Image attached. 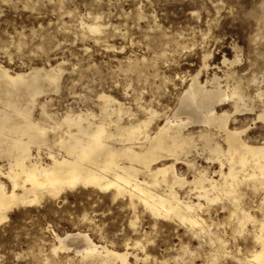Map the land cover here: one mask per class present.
Listing matches in <instances>:
<instances>
[{
  "label": "rangeland",
  "instance_id": "rangeland-1",
  "mask_svg": "<svg viewBox=\"0 0 264 264\" xmlns=\"http://www.w3.org/2000/svg\"><path fill=\"white\" fill-rule=\"evenodd\" d=\"M80 18L99 21L102 32L81 30ZM235 55L240 61L234 68L249 82L247 91L264 88V0H0V64L18 71L61 62L59 90L40 97L49 98L48 108L57 112L96 109L95 96L103 90L135 116L142 115L141 105L165 113L191 75L199 70L201 79L221 75L223 58ZM245 116H236L232 125L248 126L250 141H264V121L254 112ZM242 191L243 204L264 209V187L244 185ZM126 201L77 188L15 207L0 222V264H95L74 251L51 252L53 232L75 230L118 249L139 239L144 249H129L147 255L138 264H242L233 256L246 255L253 246L254 226L239 231L223 201L201 211L217 224L232 255L214 261L206 238L192 236L177 222L154 220L141 206L135 208L134 229ZM255 208L252 214L262 217Z\"/></svg>",
  "mask_w": 264,
  "mask_h": 264
},
{
  "label": "bare ground",
  "instance_id": "bare-ground-1",
  "mask_svg": "<svg viewBox=\"0 0 264 264\" xmlns=\"http://www.w3.org/2000/svg\"><path fill=\"white\" fill-rule=\"evenodd\" d=\"M79 27L102 32L99 21L80 18ZM239 61L238 55L224 57L221 75L201 79L197 71L173 107L160 113L141 105L140 117L103 90L95 96L97 105L93 101L96 109L50 110L49 98L40 97L59 90L61 62L18 71L0 64V222L15 207L57 199L66 190H95L127 199L134 229L135 208L141 206L154 220L177 222L192 236L206 238L214 261L232 255L217 224L201 211L223 201L239 231L254 226L249 253L233 257L264 264V209L242 203V186L264 187V141H250L248 126L232 125L236 116L253 112L264 121V88L247 91L249 82L234 68ZM254 208L262 217L252 214ZM53 239L52 253L74 251L95 264H138L147 258L129 250L144 249L139 239L124 240L120 249L96 243L82 230L53 232Z\"/></svg>",
  "mask_w": 264,
  "mask_h": 264
}]
</instances>
